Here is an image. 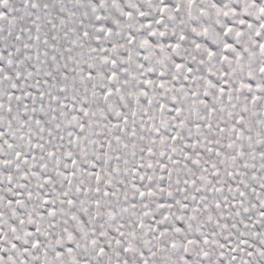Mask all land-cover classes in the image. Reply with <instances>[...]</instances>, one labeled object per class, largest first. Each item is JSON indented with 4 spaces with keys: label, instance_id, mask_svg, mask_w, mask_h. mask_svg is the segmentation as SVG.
<instances>
[{
    "label": "snow or ice",
    "instance_id": "6c2138e0",
    "mask_svg": "<svg viewBox=\"0 0 264 264\" xmlns=\"http://www.w3.org/2000/svg\"><path fill=\"white\" fill-rule=\"evenodd\" d=\"M0 264H264V0H0Z\"/></svg>",
    "mask_w": 264,
    "mask_h": 264
}]
</instances>
